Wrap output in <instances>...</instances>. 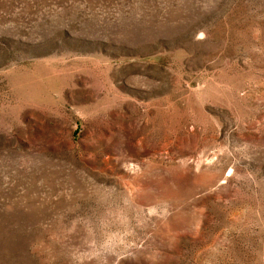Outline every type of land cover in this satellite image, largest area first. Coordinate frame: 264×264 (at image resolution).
<instances>
[{
  "label": "rangeland",
  "instance_id": "1",
  "mask_svg": "<svg viewBox=\"0 0 264 264\" xmlns=\"http://www.w3.org/2000/svg\"><path fill=\"white\" fill-rule=\"evenodd\" d=\"M0 264H264V0H0Z\"/></svg>",
  "mask_w": 264,
  "mask_h": 264
}]
</instances>
